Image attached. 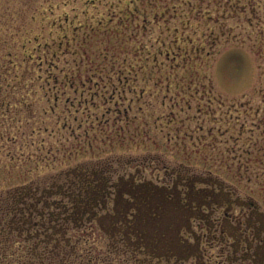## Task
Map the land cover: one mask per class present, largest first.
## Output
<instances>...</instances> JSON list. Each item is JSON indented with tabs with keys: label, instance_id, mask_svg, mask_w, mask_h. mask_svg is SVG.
Instances as JSON below:
<instances>
[{
	"label": "rangeland",
	"instance_id": "rangeland-1",
	"mask_svg": "<svg viewBox=\"0 0 264 264\" xmlns=\"http://www.w3.org/2000/svg\"><path fill=\"white\" fill-rule=\"evenodd\" d=\"M106 161L154 181L186 165L243 200L232 221L264 211V0H0V193ZM72 234L81 264H132ZM201 247L184 264H243Z\"/></svg>",
	"mask_w": 264,
	"mask_h": 264
},
{
	"label": "trees",
	"instance_id": "trees-1",
	"mask_svg": "<svg viewBox=\"0 0 264 264\" xmlns=\"http://www.w3.org/2000/svg\"><path fill=\"white\" fill-rule=\"evenodd\" d=\"M232 195L216 175L186 165L171 168L163 181L143 177L137 167L115 174L108 161L76 165L47 185L0 193V258L18 260L1 264H81L80 237L72 240V232L92 226L107 237L108 251L132 264L204 261L202 243L216 238L231 246L233 260L264 264V211L252 202L245 218L232 221L233 205L245 204ZM221 208L223 215L213 217ZM20 234L37 241L24 258L4 244Z\"/></svg>",
	"mask_w": 264,
	"mask_h": 264
}]
</instances>
